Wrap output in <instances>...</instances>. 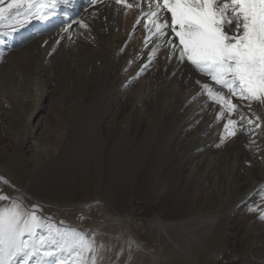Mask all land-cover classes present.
<instances>
[{"label":"rangeland","instance_id":"374dc122","mask_svg":"<svg viewBox=\"0 0 264 264\" xmlns=\"http://www.w3.org/2000/svg\"><path fill=\"white\" fill-rule=\"evenodd\" d=\"M105 28L100 22H95L93 42L84 34V39L79 37L65 47H62L63 42L60 43L47 57L49 42L39 48L38 39H33L10 51L1 60L0 166L7 167L8 172L20 173L21 180L26 178L25 183L44 187V191L41 194L31 192L34 196L27 195L22 189L25 185L18 182L12 183L13 189L6 193L1 185L4 177L0 175V195L7 194L11 198L9 201L21 205L24 212L39 210L37 214L45 217L46 223L68 236L82 230L91 232L89 240L94 244V252L89 255L95 256L96 264H124L126 260L127 264H160L148 253L163 255L168 264H187L181 250L185 248L188 260L193 258L201 264H251L253 255L263 258L259 248L263 236L257 237L255 248L241 246L236 253L228 254L225 250L217 252V246L209 240V233L204 237L197 235V231L187 235L185 229L200 224L202 219L197 215L185 214L173 219L183 222L181 226L168 221L165 211L171 208L179 211L194 209L200 202L206 201V205L212 199L207 200L208 195L202 191L201 185L199 201L196 202L191 178L189 174L185 177V160L172 161L170 158L173 133L170 114L154 117L142 108L127 109L126 97L117 99L119 95L116 93L110 101L109 92L102 89L94 64L101 59L97 42L99 33ZM154 120L161 126L159 129L154 128ZM29 132H35L40 146L46 150L44 154L35 155L27 151L29 141L24 143L23 151H18L19 140ZM187 150H191V145ZM44 182L50 183L54 189L48 190ZM83 182L87 189L74 192L72 188ZM124 191L125 199L121 205H113L117 213L106 208L108 216H104L98 206L75 209L66 206L94 198L100 202L111 201ZM35 196L46 201L45 205L40 204L43 208L33 203L37 201ZM6 202L4 200L0 205ZM152 202L157 204L155 213L161 214L165 220L160 229L169 236L163 250L156 241L157 237L149 234L156 227L132 214L146 209V204ZM192 213L206 214L203 208ZM189 218L193 220L188 222ZM225 218L215 225L220 232L226 228ZM255 225L258 231H264L261 224ZM97 227L105 233L90 231ZM227 228L238 229L231 222L227 223ZM129 232L134 234L135 240L146 243L142 244L145 252L126 250L124 242L130 237ZM58 256L60 258L61 255ZM63 256L62 260L71 264L68 253ZM38 257L33 258V262ZM40 260L41 264L45 261ZM19 263L23 264V261Z\"/></svg>","mask_w":264,"mask_h":264},{"label":"bare ground","instance_id":"6f19581e","mask_svg":"<svg viewBox=\"0 0 264 264\" xmlns=\"http://www.w3.org/2000/svg\"><path fill=\"white\" fill-rule=\"evenodd\" d=\"M114 23L122 25L123 22L117 18H109L107 26H109L110 32L106 34L103 31L98 35L97 48L101 59L98 60V64L95 62L94 70L96 78L101 82L102 89L105 92H109L110 101L116 93L119 95L117 99H121L122 96L126 97L127 109L142 108L144 112L154 117H157L158 114L162 116L169 113L173 126V141L172 137L170 141V158L172 161L185 160L183 164V167L186 166L184 172L187 174L185 177H188L189 174L191 178L196 202L199 201L201 185L203 186L202 191L205 195H208L207 200L212 199L206 205H204L206 201L200 202L194 209H182L179 211L171 208L170 211H165L168 215L166 218L169 219L168 221H175L177 226H181L184 224L183 222L173 219L185 214H188L187 216L197 215L198 218L202 219L200 224L196 227L192 226L190 229H185V232L188 236H191L194 231H197V235L200 234L202 237H204L205 233H209V240L215 243L218 248L217 252L225 250L228 254H234L241 246L255 248L257 237L263 236L259 248L262 249L260 252L264 256V231H258L255 225L256 223L261 224L264 230V105L253 102L251 110H249L244 107L248 103L247 101L240 102L236 97H232L233 103L240 104L246 117L255 120L253 112L260 117L258 123L261 124V127H256L255 123L249 126L246 121L241 127L239 118L233 115L232 118L237 120V134L235 137H226L221 143V137H225L223 125L228 119V113L225 112L224 118L217 120L216 114L220 109V105L212 101L202 89V85L205 82L217 90H219V86L215 85V82L206 78L203 74H199L187 63H179L175 58H164L161 60L162 54L156 52L155 56H153L152 51L150 55L159 59V61L151 72H147L149 67L146 66V60L141 55L143 54L141 51L138 50L139 53L134 54L127 48L124 54L121 52L119 36L118 34H112L115 27ZM37 39L39 48L49 42L46 46V57L59 46L55 44L56 39H53L50 35ZM68 44L63 42L62 47ZM151 65L155 66L154 64ZM44 81H47V78L44 77ZM198 81L200 83H197ZM224 94L228 95L227 90H224ZM153 123H155V120ZM159 127H161L159 123H155L154 128L159 129ZM26 137L27 140H25ZM129 138L130 124L128 122L127 139ZM28 141L30 145L27 151L35 155H41L46 152L40 146V140L37 139L35 132L26 133L19 140L18 151H23V145ZM188 145H191V150H187ZM0 175L4 177L1 185L6 193L13 189L12 183L16 184L18 182L25 185V188L23 187L22 189L27 195L34 196L31 192L41 194L44 191V187L28 185L24 182L26 178L21 180L19 177L20 173L8 172L7 167L0 166ZM44 183L48 190L54 189L50 183ZM72 189L74 192H78L87 189V187H85V182H83L82 185ZM36 198L40 203H36L37 201L33 203L37 204L38 208L42 207L40 204H46V201ZM124 199L125 191L111 201L101 200L100 202V199L94 198L90 201L63 204L69 205L73 209L83 206L90 208L98 206V209L104 212L103 215L108 216L109 211L106 208L109 207L113 212L117 213L115 211L116 207L113 205H121ZM217 200V204H214ZM0 202H4V200H0ZM56 202L61 203V201ZM11 204L12 202L7 200L0 207H10ZM146 205V209L138 210L135 213L132 212V214L137 217L136 219L144 218L145 221L156 227V230L152 229L149 234L157 237L156 241L160 249L163 250L164 242L169 239L167 232L160 229L162 227L161 223L165 220L160 217L162 216L161 214L155 213L154 208L157 206L155 202ZM202 208L206 214L192 213L194 210ZM225 216L224 223L226 228L223 232H220L215 228V225ZM132 218L134 219V217ZM119 219L123 221L122 218L119 217ZM192 220L193 218L187 219L188 222ZM228 222L236 224L238 229H228ZM252 223L254 225H251ZM125 227L127 228V226ZM101 229L103 228L101 227ZM96 230L99 233H105L98 227L92 228L90 231ZM129 233L130 237L128 239L125 238L124 242L126 250L128 248L139 250L142 253L145 252L146 248H142V244L146 245V243L140 242L138 239L135 240L134 234H131L132 232ZM100 235L102 236V234ZM111 236L115 237V235ZM115 238L119 239V237ZM171 250L174 251L173 245H171ZM181 250L184 253L187 264H201L198 260L194 261L193 258L188 260L186 248ZM148 254L160 264H168L163 255ZM251 260L253 261L251 264H264V257L260 259L253 255ZM124 264H127V260Z\"/></svg>","mask_w":264,"mask_h":264},{"label":"snow or ice","instance_id":"6c2138e0","mask_svg":"<svg viewBox=\"0 0 264 264\" xmlns=\"http://www.w3.org/2000/svg\"><path fill=\"white\" fill-rule=\"evenodd\" d=\"M4 2L0 0V37L13 35L17 27L32 20H46L59 4L69 0H9L7 7L2 6ZM98 2L90 0L91 4ZM144 2L148 10L141 9L136 23L146 21L144 26L149 36L156 35L163 40L169 49V58L174 55L179 63L187 61L219 86L217 90L205 82L202 89L220 105L217 120L228 113L221 143L237 134V120L233 115L239 118L241 127L245 121L249 126L255 123L261 127L260 117L254 112L255 120L246 117L240 104L232 102V97L247 101L244 107L249 110L253 102L264 105V0ZM116 3L129 9L140 7L139 2L133 5L128 0H116ZM158 47L151 50L153 56ZM9 199L0 195V200ZM42 249H48L42 256L50 258L43 264H69L57 255L65 252L71 257V264H96L95 256L89 255L94 252V244L84 234L68 236L46 223L36 211H22L15 201L10 207H0V264H19L20 260L31 264L33 258L41 256ZM35 264H41V260L37 259Z\"/></svg>","mask_w":264,"mask_h":264}]
</instances>
